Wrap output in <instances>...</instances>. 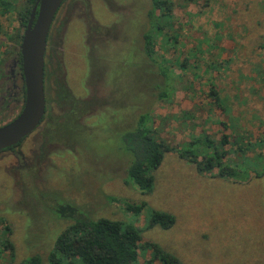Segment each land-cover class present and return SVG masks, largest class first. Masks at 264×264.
<instances>
[{
	"label": "rangeland",
	"instance_id": "1",
	"mask_svg": "<svg viewBox=\"0 0 264 264\" xmlns=\"http://www.w3.org/2000/svg\"><path fill=\"white\" fill-rule=\"evenodd\" d=\"M77 2L57 15L48 40L50 117L15 149L0 151V264L46 258L70 224L51 211L55 202L138 228V264H164L151 244L180 264H264V0H168L155 37L173 83L163 99L150 79L164 77L146 73L141 49L150 0ZM86 13L110 28L104 41L87 35ZM17 25L16 13L0 7L1 49ZM12 67L9 58L0 84L11 82ZM1 105L0 125L19 110ZM145 111L154 137L173 148L208 135L227 149L224 162L244 168L237 180L203 169L212 148L201 147L195 162L167 151L152 191L143 193L126 177L131 156L120 132ZM125 203L143 207L134 214ZM151 210L173 214L174 224L148 228Z\"/></svg>",
	"mask_w": 264,
	"mask_h": 264
},
{
	"label": "trees",
	"instance_id": "2",
	"mask_svg": "<svg viewBox=\"0 0 264 264\" xmlns=\"http://www.w3.org/2000/svg\"><path fill=\"white\" fill-rule=\"evenodd\" d=\"M35 2L36 0H23L21 4H14L11 0H0V7L3 11L15 12L18 19L17 27L7 37L8 44L4 50L1 49L2 42H0V76L3 73V65L9 58L16 61L19 66L21 64L19 44ZM167 3L168 0H150V7L146 12V24L148 26L141 31L140 35L141 49L146 59L150 61V63H145L146 73L155 74L157 72L164 77L158 81L150 79L151 87L158 89L159 99L167 96L168 89L173 84L172 78L168 74L169 66H164L158 61L155 44L156 34L163 29L161 19L162 14L166 12ZM176 38L175 35L174 39L176 40ZM47 75L46 62L44 67L46 113L43 120L50 117L47 111L49 109L47 108ZM61 88L64 89V86L61 85ZM60 91L62 94L63 91L61 89ZM211 92L219 103V95L214 89ZM120 140L122 141V148L131 156L125 170L126 177L143 193L152 191L154 185L153 171L161 165L167 151H175L180 158L195 162L197 157L202 155V151H199L201 147L212 148V154L204 158L203 169L211 171L216 168V176L226 179L234 180L239 177L244 169L241 165L226 164L224 159L228 152L227 149L218 148V145L208 135L194 137L178 148L161 142L153 135L152 117L149 111L139 113L131 125L123 128L120 132ZM20 142L4 150H13L19 146ZM220 142L221 146L227 144L226 136H223ZM142 207L143 204L125 203V209L134 214L139 213ZM51 211L56 217L69 220L70 224L57 235L53 248L48 252L45 259L39 254H33L26 258L22 264H64L65 259L74 257L79 258L81 264H138L137 257L141 235L140 230L132 224L108 217L93 219L83 209L70 202H55ZM147 222L148 228L158 226L168 229L174 224L175 216L166 211L151 210ZM150 246L153 250V256L162 260L164 264H180L176 257L158 245L151 244Z\"/></svg>",
	"mask_w": 264,
	"mask_h": 264
},
{
	"label": "water",
	"instance_id": "3",
	"mask_svg": "<svg viewBox=\"0 0 264 264\" xmlns=\"http://www.w3.org/2000/svg\"><path fill=\"white\" fill-rule=\"evenodd\" d=\"M63 0H36L19 50L25 97L19 113L0 125V150L17 145L40 125L46 111L44 65L47 37Z\"/></svg>",
	"mask_w": 264,
	"mask_h": 264
},
{
	"label": "flooded vegetation",
	"instance_id": "4",
	"mask_svg": "<svg viewBox=\"0 0 264 264\" xmlns=\"http://www.w3.org/2000/svg\"><path fill=\"white\" fill-rule=\"evenodd\" d=\"M77 4H78L77 0H63V2L61 3L58 11L56 12V15H55V17L53 19V22L51 24V27H50V30H49V33H48V37H47V45H46V52H45V60H46V62H47V56H48L47 55L48 40L50 38V35H51V32H52V28H53V25L55 23V20H56L57 15L58 14H61V13L62 14L64 13V15H65V13L69 10V8L71 6H73V5L75 6ZM85 18H86V21H87V27H86V33H87V35L89 37H91L92 39H95L97 41H104V36L106 34L109 35L110 28H109V31H107L106 30L107 28L104 25L100 24L99 21L93 19L91 13H89V14L86 13L85 14ZM12 61H13V67H12V69L9 72L10 75H11V82L10 83H7V80L4 77L5 75L2 76V77H4V81L5 82H3L2 84H0V98H3L4 100L1 101L0 104H2L4 107L7 106V108H9V105L12 102H14L15 104H18L19 105V110L17 112V114H18L19 111H20V109H21V107H22V105H23V102H24L25 85H24V77H23V73H22V66H21V64L19 66L16 61H14V60H12ZM55 63H56V60H55ZM55 63H52L54 67H55ZM56 64H59V63H56ZM59 66H60V64H59ZM44 67H45V65H44ZM3 72L5 73V71H3ZM57 82H58V80H57ZM62 84L64 86V81H62ZM59 88L62 89L61 86H60V83H59ZM45 113H46V111H45Z\"/></svg>",
	"mask_w": 264,
	"mask_h": 264
}]
</instances>
